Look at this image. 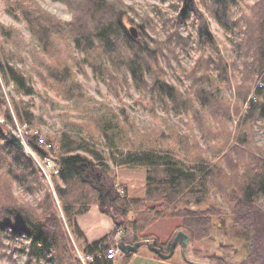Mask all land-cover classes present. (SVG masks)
<instances>
[{
  "label": "trees",
  "instance_id": "1",
  "mask_svg": "<svg viewBox=\"0 0 264 264\" xmlns=\"http://www.w3.org/2000/svg\"><path fill=\"white\" fill-rule=\"evenodd\" d=\"M51 1L67 8L70 21L49 15L38 0H0L4 12L24 23L36 44L28 57L20 58V36L0 24L6 45L0 56V83L16 95L34 97L35 79L55 97L80 107L94 99L87 96L74 68L83 74L87 67L116 96L118 90L133 89L146 100L143 107L150 113L161 108L166 114L190 117L206 150L199 143L187 144L185 138L178 147L166 149L147 135L130 132L125 109L114 113L103 104L81 107L95 114L64 123L56 138L46 139L51 149L40 147L38 135L31 139L36 156L53 160L59 169L52 176L51 192L33 161L8 143L9 131L2 129L3 124L13 126V117L22 126L36 125L27 104L13 102L0 124V255L23 240L27 264H114L104 255L114 233L88 244L77 226L92 207L112 220L114 232L122 230L141 244L155 240L161 247L146 234L160 220L179 221L162 247L167 248L178 231L188 236L189 245L200 242L210 235L212 218L227 216L224 209L255 232L253 244L264 240V152L255 146L257 128L264 125V0H256L248 14L240 7L243 0H161L172 2L176 13L164 21L174 28L164 41L147 33L152 22L148 15L140 19L139 38L134 40L124 24L127 13L134 11L123 0ZM205 14L230 35L237 61L226 59ZM182 23L193 27V38L180 36ZM191 50L196 57L184 72L189 86L181 90L166 80L165 68ZM20 60L30 64L28 71L17 67ZM234 82L239 84L235 102L225 96ZM0 100L6 105L1 93ZM240 105L245 109L239 111ZM233 120L237 124L231 132ZM113 168L143 170L144 196L131 199L127 187L112 176ZM13 186L39 198L32 206L18 203ZM211 196L222 204L213 203ZM75 242L82 244L81 255L93 261L74 256ZM130 259L125 256L122 264Z\"/></svg>",
  "mask_w": 264,
  "mask_h": 264
},
{
  "label": "rangeland",
  "instance_id": "2",
  "mask_svg": "<svg viewBox=\"0 0 264 264\" xmlns=\"http://www.w3.org/2000/svg\"><path fill=\"white\" fill-rule=\"evenodd\" d=\"M41 8L46 11L49 15L57 18L58 20L68 22L71 19V15L68 12L67 8L60 3L52 2L51 0H38ZM127 7L133 8L134 14L127 13V18L124 19V24L129 27L136 28L142 23L141 18L145 15L152 18L151 29L146 28L147 33L159 41H164L166 35L170 32H173L174 28L171 27L169 23H165V20H169L172 17H175L176 13L173 8L172 2H162L161 0H123ZM256 0H243L241 3V9L244 8L246 14L249 13V7L255 4ZM238 14L240 13V8L237 9ZM138 15V16H137ZM210 34L215 38L219 43L221 50H223L224 56L229 62L237 61L235 57L234 47L230 42V35L224 34L220 27L213 22L207 15H204ZM161 20V21H160ZM154 23V24H152ZM163 23L165 25L163 26ZM0 24L6 28L11 29L16 34L20 36L22 40L21 45V54L20 58L28 57V52L32 48L36 49V44L31 40L30 34L24 23L10 18L5 12L2 3L0 2ZM167 27V29H166ZM138 30V29H137ZM178 32L181 37H194V29L190 23H182L178 27ZM2 47H6L1 36H0V56L2 53ZM8 51L15 53L16 49L13 46L7 47ZM38 54V50H36ZM196 54L193 50L189 53L179 54L176 60H172L171 63L166 64L165 68V78L174 86H178L181 90L188 89L189 82L185 79L184 72L188 71L195 60ZM16 61V60H15ZM28 62H30L28 58ZM18 68H23L26 72L29 69L30 64L24 60L17 62ZM74 71L77 73V80L85 87V91L88 97H92L94 100H91L88 104H85L80 107H76L74 104L65 102L55 97L54 94L41 86L39 82H36L34 79L33 87L36 90V96L34 97H23L16 95L11 87H5L2 82L0 83V93L4 99L6 105H3L0 100V124H3V120L7 111H11L12 103L17 104H27V108L34 117H36V125L33 128H28L22 126L17 121L16 117H13V126L2 125V129H8L9 135L12 134L15 136L22 144L21 151L23 154L31 159L35 166L39 169L40 173L46 179L45 186L49 191H53L52 185V176H55V173H48L52 169H42L41 161L35 154L32 149L33 141L31 140L34 136L38 135L40 147L47 146L46 139L56 138L62 130L64 123H79L81 118L84 116L88 117V111H84L81 107L91 109L92 107L97 106L98 104H103L106 107H109L114 113H117L119 109H125L127 116L128 126L131 128V131H136L138 135H147L148 138L157 141L162 145L163 148L172 149V146L178 147L179 141L184 138L187 141V144L194 145V143H199L200 148L205 151V144L202 139H200V132L196 128L194 122L187 116H176L173 112L168 114L164 113L161 108H157L154 113H150L148 110L144 109L146 100L138 96V94L133 89H122L118 90L117 96L109 92L103 82L94 76L91 70L87 67L84 68V73L82 74L81 70L74 68ZM81 73H80V72ZM240 74H235L237 77V83H240L239 80ZM237 83L230 85V91L225 92V96L230 98V100L235 102L234 89L236 88ZM256 83V82H255ZM235 86V87H234ZM236 93V92H235ZM245 109V106L240 105L239 111ZM95 114L94 111H91L89 115ZM237 120H233L228 126L231 132L235 131V126ZM212 125V124H211ZM255 146L261 149L264 152V125H259L256 132ZM264 157V154H263ZM218 160V159H217ZM215 160L214 162H217ZM114 173L112 176L119 178L120 182L127 184V190L130 197L133 198H142L144 196V187H145V172L143 170H127L119 171L113 168ZM118 171V173H116ZM117 174V175H116ZM118 182V181H117ZM12 194L19 202H25L34 205L35 201L39 196L31 197L29 195H24L21 190L17 187L12 188ZM212 202L217 203L218 205L222 204V200L219 197H212ZM198 208L193 207L192 210H197ZM205 208L200 207L199 210L203 211ZM227 212V216L212 218L211 220V229L210 235L202 239L200 242L194 244H188L187 250L190 258L199 259L196 254H193V247L199 245L206 254H201V259L205 261V255H214L220 254L223 255V251L220 248H223L225 251L230 252L228 256V264H264V240L257 241L256 244H253V238L255 232L252 229H247L245 226H242L240 222H236L234 216L228 213V209H224ZM231 212V210H230ZM221 221V222H220ZM220 229L217 228V225ZM179 225L178 220H160L155 223L151 228L146 232L147 235L153 239H158L161 244L167 243L172 232ZM230 225V226H229ZM235 225L234 230L231 229V226ZM226 226L230 227V230L225 229ZM220 230V231H219ZM232 231L230 239L224 238L221 236L222 231ZM69 231V230H67ZM242 232L249 233V238L245 239L240 235ZM254 233V235H253ZM233 234H235V241L233 240ZM252 236V239L250 237ZM238 238V240H237ZM243 238V239H242ZM152 240H148L150 242ZM72 242V240H71ZM74 244V256L79 258L81 262H85L84 257L81 255V242H75ZM232 243L236 246L232 250H226L223 246H232ZM7 245V243H5ZM26 242L21 240L15 243H12L10 251H6L5 256L0 255V264H27V257L24 250ZM192 251V252H191ZM225 252V254H227ZM208 253V254H207ZM186 254V255H187ZM144 255H149V257H154L152 253H149L147 247H141L139 253L136 255L134 263L130 264H177L181 263L182 260L179 258V248L176 250L175 255L169 261H153L146 258ZM207 257V256H206ZM247 259V260H246ZM226 262V261H225ZM227 263V262H226Z\"/></svg>",
  "mask_w": 264,
  "mask_h": 264
},
{
  "label": "crops",
  "instance_id": "3",
  "mask_svg": "<svg viewBox=\"0 0 264 264\" xmlns=\"http://www.w3.org/2000/svg\"><path fill=\"white\" fill-rule=\"evenodd\" d=\"M116 173H118V171ZM117 181H118V184H120V185L128 186L127 184L120 182L119 178L117 179ZM129 197H130V195H129ZM130 198L136 199L133 197H130ZM77 226H78L80 232L82 233L84 240L88 244H93V243L97 242L98 240H100L104 237L110 236L115 229L112 220L105 217V216H102L98 212L96 207H92L90 209V211L85 216L79 218L77 220ZM124 239L126 241L131 240V238L128 234H126L124 236ZM138 253H139V251H138ZM136 255L131 256L130 263H134V260L136 258H138V257H136ZM144 256H146V258H148L149 260L156 261L153 257H149V255H144ZM124 257L123 256L117 257V261L114 262V264H122Z\"/></svg>",
  "mask_w": 264,
  "mask_h": 264
},
{
  "label": "water",
  "instance_id": "4",
  "mask_svg": "<svg viewBox=\"0 0 264 264\" xmlns=\"http://www.w3.org/2000/svg\"><path fill=\"white\" fill-rule=\"evenodd\" d=\"M128 32L131 35V37L134 40H137L139 38V32L134 27H129ZM8 143L11 144L16 149H21L22 144L21 142L12 134L8 135L7 137ZM189 238L186 234L179 231L176 233L173 241L170 243L169 246V253L163 254L159 249L154 247V244L151 242H145V246L147 247V250L154 254L158 259L161 261H168L172 258L174 254V249L178 246L182 252V257L185 259V251L188 247ZM140 243L131 241H126L124 238H122L120 245L118 246L119 250L122 252L123 255H135L138 252V249L140 248Z\"/></svg>",
  "mask_w": 264,
  "mask_h": 264
},
{
  "label": "flooded vegetation",
  "instance_id": "5",
  "mask_svg": "<svg viewBox=\"0 0 264 264\" xmlns=\"http://www.w3.org/2000/svg\"><path fill=\"white\" fill-rule=\"evenodd\" d=\"M219 220V219H218ZM221 222V221H220ZM217 225V228L218 229H220V227L219 226H221V225H219L218 226V224H216ZM230 226V225H229ZM229 226H226L225 227V229H228V230H230V227ZM234 227H235V225H233V226H231V229L232 230H234ZM236 228V227H235ZM220 231V230H219ZM221 236L222 237H224V238H228V239H230V235H232V231H230V233H228V231L226 232V230L225 231H222L221 233ZM240 235H242V237L243 238H245V239H248L249 238V233L247 232V233H245V232H242ZM253 235H254V233H253ZM242 238V239H243ZM250 239H252V236L250 237ZM158 240V239H157ZM233 240L235 241L236 239H235V234H233ZM237 240H238V238H237ZM253 240V239H252ZM151 243H153L154 244V247H156L157 249H159L163 254H168L169 253V246H170V244H169V246L167 247V248H165V247H162L163 245H166V243L165 244H161L160 242H159V240H158V244L161 246V247H158L157 245H156V241L155 240H152V241H150ZM226 250L228 249V250H232V247H234V251H236V249H235V245H234V243H232V246H227V245H225V246H223ZM178 246L174 249V254H173V257H174V255H175V252H176V250H178ZM194 248V250H192L194 253L193 254H196L198 257H200V261H198L197 259H195V258H190L189 257V255L187 254L188 253V250L186 249V251H185V259H183V257H182V252H181V250H180V248H179V258H180V260H182L181 261V263H177V264H228V256H230V252H227V251H225L223 248H220L221 249V251H223L224 253H223V255H220V254H217V255H214V253H211V255H205V261H203V262H201L202 261V259H201V254L202 255H204V254H206V252H204L203 251V249H201L200 247H199V245H197L196 247H193ZM191 251V252H192ZM225 252H227V254H225ZM230 253V254H229ZM187 254V255H186ZM208 254V253H207ZM207 256V257H206ZM172 257V258H173ZM171 258V259H172ZM247 260V259H246ZM227 263H226V262ZM241 264H245V262L244 263H241Z\"/></svg>",
  "mask_w": 264,
  "mask_h": 264
},
{
  "label": "built area",
  "instance_id": "6",
  "mask_svg": "<svg viewBox=\"0 0 264 264\" xmlns=\"http://www.w3.org/2000/svg\"><path fill=\"white\" fill-rule=\"evenodd\" d=\"M259 87H262L261 83H258ZM46 149H51L49 145L46 146ZM41 160V159H40ZM41 166H43L42 169H45L48 167V169H52V171H49L48 173H55L57 175L59 173V169L57 165L54 163L53 160L51 159H42L41 161ZM124 235V231L118 230L117 233L112 237V245L108 249H106L104 255L105 259L108 261L114 262L117 258L118 255H120V251L117 248L118 242L121 238V236ZM86 262H91L93 261V257H86L85 258Z\"/></svg>",
  "mask_w": 264,
  "mask_h": 264
}]
</instances>
